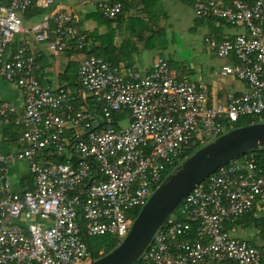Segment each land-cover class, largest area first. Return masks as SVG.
<instances>
[{"label":"built area","instance_id":"2783aa9c","mask_svg":"<svg viewBox=\"0 0 264 264\" xmlns=\"http://www.w3.org/2000/svg\"><path fill=\"white\" fill-rule=\"evenodd\" d=\"M62 1L0 5V79L22 98L21 107L0 100V128L12 122L18 131L16 148L0 153V264H88L86 239L122 241L135 211L185 153L240 120L264 123V0H192L197 18L243 30L219 43L207 39L227 62L219 78L244 85L222 98L202 82L178 80L163 58L140 74L84 56L74 85L52 87L35 46L59 56L83 51L87 43L77 15L57 9ZM77 4L93 5L111 21L122 13L119 2ZM32 6L45 12L26 24L22 16ZM17 162L27 165L32 181L19 191L9 178ZM180 204L178 216L175 210L154 234L139 264H264V237L252 245L225 230L264 204V162L245 154Z\"/></svg>","mask_w":264,"mask_h":264},{"label":"crops","instance_id":"0c3cea01","mask_svg":"<svg viewBox=\"0 0 264 264\" xmlns=\"http://www.w3.org/2000/svg\"><path fill=\"white\" fill-rule=\"evenodd\" d=\"M66 1L67 0H63L57 9L77 15L79 29L81 32L86 34V36H91L93 48L104 51V49L108 46H112L111 50L113 49V51L110 52L111 64L117 68L130 67L140 74H147L155 60L160 58L157 57L159 53L156 50H159L160 52L162 50H166L165 40H163L164 38L162 35L166 27L164 25V20L168 17V9L166 8H169L170 5H188L192 9V15L197 24L202 25L203 23H206L211 27V36L216 38L217 43L223 39L232 38L224 35L221 31V25H226L225 23L213 19L197 18L193 11L192 0H123L127 9L124 10L122 12L123 14H121V16L114 21L107 20L102 17L93 5L80 6L79 18V15L74 10V7L76 6H69ZM102 1L107 3L116 2L115 0ZM93 20H95L97 24L93 22ZM233 29L238 30L239 33L243 32L241 28ZM110 36L113 37V40ZM234 36L235 35H233V37ZM207 39L208 38L205 39L206 42ZM35 48L37 61L41 66L42 72L48 77L49 84L52 87L64 85L67 83L68 79L74 80L75 75H77L78 67L84 57L80 61H77L79 54H70L69 50L59 56H52L43 46L37 45ZM207 49L212 51L210 46H208ZM145 50H153L156 57L149 55L148 57L146 56V58H148L147 62L138 61L139 58L136 59L135 56H139L138 54ZM167 61L172 68L173 63L170 60ZM174 73L176 74L178 80L190 81L186 79V77H182L179 72L177 73L174 71ZM235 83H238V86H236ZM208 86L214 96L217 95L221 98L224 97L223 92H239L244 89V85L242 83L231 80H227L226 82L218 83L213 86L208 83ZM220 89L221 92L218 93ZM21 99V95L15 87L8 85L0 79V100L9 101L17 107H21ZM3 128L4 127L0 128V153H9L14 150L16 146L14 147L11 145L8 137L3 135ZM9 178L12 183L13 190L15 191H19L24 186H28V180H31V176L29 175L27 165L24 162H17L9 170ZM252 214L254 219H264V204H260L255 207ZM227 232L230 236L236 238L244 236L242 238H245L244 240L252 245L260 244L262 239L259 236V230L255 226H248L246 224L234 226ZM205 264L215 263L208 261Z\"/></svg>","mask_w":264,"mask_h":264},{"label":"water","instance_id":"95a60500","mask_svg":"<svg viewBox=\"0 0 264 264\" xmlns=\"http://www.w3.org/2000/svg\"><path fill=\"white\" fill-rule=\"evenodd\" d=\"M260 148L264 149V123L230 130L197 149L154 191L121 243L88 264H136L154 234L194 187L231 161Z\"/></svg>","mask_w":264,"mask_h":264},{"label":"rangeland","instance_id":"374dc122","mask_svg":"<svg viewBox=\"0 0 264 264\" xmlns=\"http://www.w3.org/2000/svg\"><path fill=\"white\" fill-rule=\"evenodd\" d=\"M66 2L69 6H76L74 10L80 18V6L85 5H78L77 0H67ZM166 9H168V17L164 20L166 27L162 35L163 40H165L166 50L161 52L156 50L159 53L157 57L170 60L173 63L172 69L190 81L202 82L206 85L209 83L213 86L230 80L219 78L218 76L221 67L226 64V61L218 58L212 51L207 49L209 42H206L205 39L212 37L211 27L206 23L197 24L195 18H193L192 9L188 5H170ZM93 22L97 24L95 20ZM221 31L224 35L230 37L241 33L226 25H221ZM111 39L113 40V37ZM18 41H20L19 37ZM138 55L135 56L136 59L139 58L138 61L144 62L148 61L146 56L156 57L153 50H145ZM83 57L82 54H79L77 61H80ZM235 84L238 86V83ZM223 93L225 96L226 92ZM242 237L239 239L244 240L245 238Z\"/></svg>","mask_w":264,"mask_h":264},{"label":"trees","instance_id":"16d2710c","mask_svg":"<svg viewBox=\"0 0 264 264\" xmlns=\"http://www.w3.org/2000/svg\"><path fill=\"white\" fill-rule=\"evenodd\" d=\"M115 1L121 3L122 12L127 9L123 0H115ZM5 4H7V2L5 0H0V5H5ZM44 12L45 11L38 9L35 6H32L28 11H26L23 14V16H22L23 22L26 24L36 22L43 16ZM121 14H123V13H121ZM86 38H87V43H86V46H85L83 51H80V52L69 51V53L70 54H74V53L83 54L85 56H96V57L104 59L106 62L111 64L110 52L113 51V49L111 50L112 46H108L106 49H104V51L103 50L100 51V50H97L96 48H93V41H92L91 36H87ZM18 44H19L18 39H15L11 48L13 49V47H17ZM75 79H76V75H75L74 80L68 79L67 83L70 85H74ZM252 122L253 121H250L248 119L240 120L238 123L233 124L232 127L230 128V130L236 129L239 127H243L246 125H251ZM2 131H3V135L8 137L9 143L15 147L17 142H18V131H17V128L14 126V124L12 122H10L8 125L4 126ZM199 148L200 147L197 146V147L193 148L191 151H188L187 153H185L181 157L180 163H182L184 161V159H186L187 157L192 155ZM247 155L254 156L257 163L264 162V149L263 148H260L256 151H252L250 153H247ZM28 185L30 187L32 186V181L30 179L28 180ZM179 207L180 206H178L176 208V211H175V215H177V216H178L177 212H178ZM138 213H139V210L135 211L134 216H137ZM244 224H246L248 226H255L259 230V236L261 238L264 237V219H254L252 212L250 214L242 217L241 219H239L237 222H235L233 224H226L225 230L229 231L234 226H239V225H244ZM193 230H195V227H193ZM194 236H195V233L193 231V232H191V238H194ZM120 243H121V241L119 239L113 238L111 236L92 237V238L86 239V244L88 246V250H89V253L91 255V259H93V260H97V259L107 255L112 250H114ZM136 264H139V261Z\"/></svg>","mask_w":264,"mask_h":264}]
</instances>
